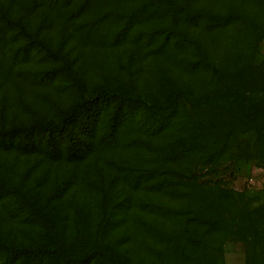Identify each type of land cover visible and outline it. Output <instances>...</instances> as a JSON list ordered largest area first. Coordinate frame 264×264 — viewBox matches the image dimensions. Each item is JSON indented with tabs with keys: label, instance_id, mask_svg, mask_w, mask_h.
Masks as SVG:
<instances>
[{
	"label": "rangeland",
	"instance_id": "1",
	"mask_svg": "<svg viewBox=\"0 0 264 264\" xmlns=\"http://www.w3.org/2000/svg\"><path fill=\"white\" fill-rule=\"evenodd\" d=\"M237 2L224 0L223 7L238 8ZM251 2L256 3L246 0L241 9L252 8ZM77 4L0 0V131L36 122L57 124L83 98L101 91L110 94L107 102L96 104V113L86 124L77 122L70 127L76 138L95 144L81 160H70L65 153L54 160L42 150L0 148V264H78L67 253L81 257L102 250L114 256L134 247L136 256L146 254L148 264H178L177 259L169 263L155 257L167 246L157 230L161 227L171 238L170 233H180L183 223L141 211V207L161 204L182 208L186 201L153 192L156 180L146 181L142 174L161 165L155 160L157 151L183 148L193 137L189 125L184 124V112L194 113V118L201 103L199 96L214 98L216 90L210 84L213 65L229 56L235 33L229 30L220 35V44L211 47L204 61L193 42L186 56L191 61L199 59L203 66L193 72L174 66L166 55L151 52L143 41L134 43L131 35L118 44L114 39L118 26L108 29L101 39L87 37L90 16H98L106 6L126 10L131 2L98 0L80 17L75 13ZM261 13L264 15V10ZM190 37L197 44L194 32ZM255 60L262 69L254 76L264 78V39L258 43ZM221 89V94L227 92ZM122 91L146 97L155 105L171 101L178 119L156 137L157 123L142 106L130 135L120 145L104 148L96 140L107 129L116 104L114 94ZM252 163L259 161L222 158L193 166L191 161L180 160L164 166L195 176L198 182H212L218 174L235 168L240 184ZM48 245L69 250L53 259L28 250ZM222 252L223 264H245L241 242L226 241ZM137 262L135 259L134 264ZM256 263L264 264V257ZM88 264L116 263L96 257Z\"/></svg>",
	"mask_w": 264,
	"mask_h": 264
},
{
	"label": "trees",
	"instance_id": "2",
	"mask_svg": "<svg viewBox=\"0 0 264 264\" xmlns=\"http://www.w3.org/2000/svg\"><path fill=\"white\" fill-rule=\"evenodd\" d=\"M60 1L68 5L77 2L75 13L76 17H80L98 0H48L51 6L58 5ZM126 1L132 3L126 10H109L106 6L107 9L98 16H90L86 21L87 37L101 39L108 29L118 26L114 38L118 44L131 35L129 39L134 43L143 41L151 52L166 55L174 66L199 72L203 68L200 60L191 61L186 56L193 48V42L194 49L204 61L211 47L220 44V35L228 34L229 30L235 33L229 56L213 65L210 84L216 90L214 98L208 97V94L199 96L201 103L194 118V113L184 112L187 115L184 124L189 125L193 137L183 148L170 152L157 151L159 158L155 160L161 165L151 167L142 174L146 181L156 180L153 192L170 194L186 201L182 208L161 204L158 207L146 204L148 210L141 207V211L153 212L162 218L180 219L184 225L180 233H170L171 238L161 227L157 230L161 239L165 237L167 246L155 257L164 258L169 263L177 259L178 264H223L222 246L226 241L233 240L243 244L245 264H257V259L264 257V185L250 195L248 191H235L218 181L198 182L195 176L173 171L164 164L181 160L184 163L191 161L194 166L198 163L210 164L222 158L238 161L256 159L264 168V78L254 76L262 69L261 64H256L255 56L258 43L264 39V15L261 13L264 0H255L257 4L251 2L252 8L246 11L240 6L246 0H238L240 4L237 2L239 7H234L235 10L224 8V0ZM191 31L198 38L197 44L190 37ZM221 88L227 89V92L221 94ZM114 95L116 104L107 129L96 140L104 148H114L130 135L142 106L157 123L159 132L156 137L178 119L171 101L155 105L146 97L132 96L123 91ZM228 96L230 99L227 100ZM109 99V92L93 93L69 108L57 124L36 122L0 131V148H15L23 152L42 150L54 160L65 153L70 160H81L95 144L76 138L70 127L77 122L86 124L88 118L96 113V104ZM137 241L138 238L135 243ZM28 250L53 259L66 255L69 249L48 245L30 246ZM137 253L138 249L134 247L127 253L125 250L118 251L114 256L102 250L98 254L81 257L67 254L78 264H88L96 257L116 264H134L135 259L137 264H148L146 254L136 256Z\"/></svg>",
	"mask_w": 264,
	"mask_h": 264
},
{
	"label": "built area",
	"instance_id": "3",
	"mask_svg": "<svg viewBox=\"0 0 264 264\" xmlns=\"http://www.w3.org/2000/svg\"><path fill=\"white\" fill-rule=\"evenodd\" d=\"M240 176L235 168H230L223 173L218 174L214 181L222 180L225 184L223 186L229 187L235 191H259L264 185V168L259 163H252L249 168V172L242 181L237 184ZM212 181V182H214Z\"/></svg>",
	"mask_w": 264,
	"mask_h": 264
}]
</instances>
